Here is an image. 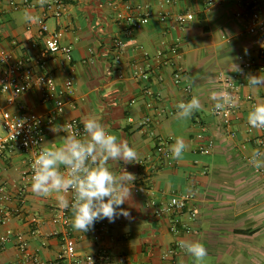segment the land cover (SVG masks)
Segmentation results:
<instances>
[{
    "label": "crops",
    "instance_id": "obj_1",
    "mask_svg": "<svg viewBox=\"0 0 264 264\" xmlns=\"http://www.w3.org/2000/svg\"><path fill=\"white\" fill-rule=\"evenodd\" d=\"M66 1L61 20L46 19L51 31H63L62 44L71 48L70 56L61 52L48 59L44 68L40 66L39 48L32 47L35 41L39 47L44 45L40 26L37 22L29 26L21 19L24 10L43 17L45 6L39 3L14 9L8 0H0V48L16 60H26L30 76L52 74L58 90L69 78L74 80L65 111L45 133L44 147L60 146L59 138L68 134V121L83 124L85 116H94L117 142L127 141L137 151L138 158L131 164L109 160L107 165L116 175L126 169L136 177L130 199L121 206L131 218L99 221L106 226L100 238L93 229L83 233L71 225L77 256L58 262L65 230L54 218L61 208L55 193L36 196L30 183L23 209L15 211L17 201L7 203L10 218L0 222V235L7 230L13 234L0 246V264H33L21 254L20 241L27 243L31 257L44 264H87L88 255L101 251L117 264H181V260L197 264L180 247L181 241L203 244L208 254L202 264H264V169L249 164L253 150L264 153V130L250 131L247 121L253 102L264 103V87L254 89L246 79L248 74L264 76L260 67L264 31L250 33L247 27L249 1L264 11V0ZM186 13L194 18L181 24L177 15ZM144 17L149 22L137 29L134 24ZM254 59L255 66H244ZM234 64L243 75L235 72ZM177 70L183 72L179 82L174 79ZM2 71L0 64V75ZM139 71L146 72L148 79L139 78ZM234 75L239 89L229 127L214 113L211 93L230 92L222 77ZM193 96L199 98L200 109L188 119H177L176 104ZM57 97L44 101L43 91L33 86L11 104L0 91V136L5 112L45 117ZM146 117L152 122L142 127ZM62 125L64 132L51 131ZM156 136L167 139L169 148L182 137L187 146L182 157L174 159L170 152L161 159ZM25 168L21 148L2 155L0 182L12 194L17 193ZM183 195L191 196L186 209L156 213V208Z\"/></svg>",
    "mask_w": 264,
    "mask_h": 264
},
{
    "label": "built area",
    "instance_id": "obj_2",
    "mask_svg": "<svg viewBox=\"0 0 264 264\" xmlns=\"http://www.w3.org/2000/svg\"><path fill=\"white\" fill-rule=\"evenodd\" d=\"M10 6L14 9L21 7L32 8L38 4V0H24L23 3H19L17 0H8ZM254 1H249L247 13L248 16V30L250 33H256L258 31H264V11L258 8ZM68 1L66 0H46L45 13L43 17H38L37 24L40 26V34L44 38V45L42 47L38 46V43L35 41L32 43V47L39 48L36 59L40 63V66L44 68L48 59L56 56L57 54L63 52L67 56H70L71 48L68 46H63L62 37L63 31L61 29H56L51 31L47 24V17L54 18L56 20H61L64 16L67 9ZM194 15L192 13L179 14L177 19L181 24L186 23L189 20H192ZM149 22V17H144L139 22L135 23L134 26L137 29L143 27L144 24ZM29 26H32L34 23H28ZM118 45H122V42H119ZM263 64L260 66L264 70V51L261 53ZM0 64L3 67V71L0 75V91L7 94L8 103H15L16 99L23 93L29 91L33 86H38L44 94V101L50 100L55 94H57V99L55 102L54 108L51 112L45 117L31 116L29 114L20 113L12 114L10 112H5L2 117L1 126L4 130V135L0 136V159L5 151L11 150L15 147L22 149L26 156V168L22 173V181L18 186L17 193L12 194L8 191L7 187L0 182V222L8 221L10 215L7 213V203L12 201H17L19 211L23 209L26 205V189L27 185L31 183V176L33 175V162L36 158V155L41 151V148L44 147L43 139L47 129L52 126L58 117L63 114L65 107L69 102V95L73 93L74 89V80L69 78L64 87L60 90L57 89V84L55 78L50 73H42L36 77H32L26 72V60H16L14 55L11 52H8L0 48ZM257 60H251L244 64L245 67L255 66ZM139 78L148 79L146 72L139 71L137 72ZM183 72L177 70L174 74V79L176 82L181 81ZM236 76L222 77L230 89V92L234 97L235 91L239 89V85L236 81ZM187 91H190V87L187 86ZM257 104L253 102V105ZM234 107L226 106L224 110L216 111L214 113L219 116L226 126L232 124V115ZM152 119L146 117L143 119L141 126H150ZM23 124L21 127H19ZM254 128L250 126V131H253ZM66 130L68 134L76 135L78 139H84V127L83 124L78 120H70L66 124ZM264 130V129H262ZM231 135H234L233 130L230 131ZM168 140L162 136H156V145L155 149L159 154L160 158H167L170 155V148ZM170 163V162H169ZM137 191L143 194V189L140 186H136ZM71 196L69 202L71 203L73 199V192L69 190L66 193ZM191 200V196L183 195L173 197L170 202L163 206L156 208V213L161 215L168 212L182 211L188 207V203ZM192 215L195 217L196 214L193 212ZM33 223H38L36 218L32 219ZM54 222L61 223L64 228V232L61 233V242L64 249L58 255L57 261H62L65 259H74L77 256L76 241L72 237L70 228L72 225V212L71 208L69 209H60ZM93 230L96 233V238H100L106 231V226L103 223L96 222ZM13 232L7 230L6 233L0 235V246H4L12 236ZM59 234V233H56ZM18 248L25 259H30L33 261V264H44L38 258L31 257L28 254L27 243L25 241H20ZM127 259H121L122 263H126ZM87 264H117L113 258L101 251L97 255H88L86 257Z\"/></svg>",
    "mask_w": 264,
    "mask_h": 264
},
{
    "label": "clouds",
    "instance_id": "obj_3",
    "mask_svg": "<svg viewBox=\"0 0 264 264\" xmlns=\"http://www.w3.org/2000/svg\"><path fill=\"white\" fill-rule=\"evenodd\" d=\"M45 2L46 0H38L41 7ZM21 19L25 23L38 22V17L28 10L23 11ZM234 68L235 72L244 74L238 65L234 64ZM246 79L248 85L254 89L264 87V76L248 74ZM211 99L216 101V111L224 110L226 106L234 107L237 103L236 97L227 91H214L211 93ZM200 107L201 102L196 96L188 102L177 103V119L190 118ZM247 121L254 129H264V103L258 102L252 107ZM83 127L86 137L84 139L66 134L59 138V147L55 143H49L51 147H42L33 162V175L30 179L31 190L36 196L55 193L60 208L67 210L70 207L74 229L85 233L93 229L96 222L104 219L114 223L121 216L131 218L130 212L121 206L130 199L136 177L126 169L116 175L107 165L109 160L131 164L138 158V153L127 141L117 142V138L110 135L94 116H85ZM64 130L65 125L51 128L55 133ZM186 147L184 139L177 137L175 143L170 146L172 158L180 159ZM249 164L256 170L264 169V153L253 150ZM61 166L64 167V172L61 171ZM69 190L74 194L71 203L65 195ZM180 247L191 255L197 264H202L208 254L207 249L198 241H181Z\"/></svg>",
    "mask_w": 264,
    "mask_h": 264
}]
</instances>
